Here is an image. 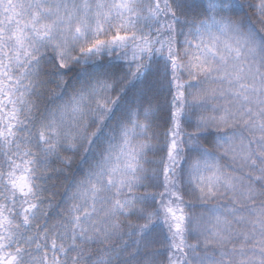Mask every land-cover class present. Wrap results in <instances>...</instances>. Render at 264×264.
Instances as JSON below:
<instances>
[{
  "label": "snow or ice",
  "instance_id": "6c2138e0",
  "mask_svg": "<svg viewBox=\"0 0 264 264\" xmlns=\"http://www.w3.org/2000/svg\"><path fill=\"white\" fill-rule=\"evenodd\" d=\"M0 264H264V0H0Z\"/></svg>",
  "mask_w": 264,
  "mask_h": 264
},
{
  "label": "trees",
  "instance_id": "16d2710c",
  "mask_svg": "<svg viewBox=\"0 0 264 264\" xmlns=\"http://www.w3.org/2000/svg\"><path fill=\"white\" fill-rule=\"evenodd\" d=\"M50 87H52V86L50 85ZM61 191H62V189H61Z\"/></svg>",
  "mask_w": 264,
  "mask_h": 264
}]
</instances>
